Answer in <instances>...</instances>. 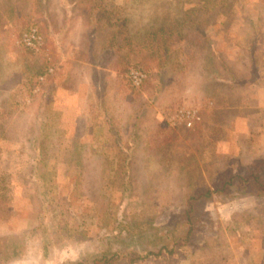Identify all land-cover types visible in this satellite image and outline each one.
Segmentation results:
<instances>
[{
    "label": "rangeland",
    "instance_id": "obj_1",
    "mask_svg": "<svg viewBox=\"0 0 264 264\" xmlns=\"http://www.w3.org/2000/svg\"><path fill=\"white\" fill-rule=\"evenodd\" d=\"M32 26L38 51L18 41ZM27 61L46 66L30 92ZM131 71L143 74L138 84ZM12 95L17 109L0 117V233L28 235L43 214L29 154L37 132L45 161L56 160L50 202L67 211L69 198L91 231L45 254L23 238V257L6 264H75L102 248L93 223L106 228L82 189L92 153L101 155L92 168L105 177L108 220L123 209L154 213L157 225L196 189L264 158V0H0V104ZM179 110L199 119L187 126ZM71 144L80 164L64 161ZM203 207L210 221L181 247L186 257L129 264H264L263 229L243 215L264 216V196L213 194Z\"/></svg>",
    "mask_w": 264,
    "mask_h": 264
},
{
    "label": "trees",
    "instance_id": "obj_2",
    "mask_svg": "<svg viewBox=\"0 0 264 264\" xmlns=\"http://www.w3.org/2000/svg\"><path fill=\"white\" fill-rule=\"evenodd\" d=\"M24 46V45H23ZM26 47V46H24ZM27 48V47H26ZM30 49V48H27ZM23 68L25 76L24 84L27 92H30L36 83L46 80V66H34L28 61ZM41 80V81H40ZM4 104H0V117L11 116L17 109L14 103V97ZM10 107V109H8ZM38 132L29 139L30 156L32 159V175L36 185L34 196H37L42 202V216L38 222L29 228V234L24 232L18 233H0V264H6L23 257L24 244L23 238L30 237L34 241L35 248L48 253L57 246H62L66 242L86 238L89 236L91 229L89 228L88 219L83 217V213L74 212L70 199L66 197L64 211L62 205H52L50 202L53 195L54 176L56 174L55 165L48 163L43 158L42 152L38 146ZM75 144H71L69 150L66 151L64 161L66 165L84 159ZM97 152L85 157L92 164L100 161ZM86 161V160H85ZM90 168L82 174L84 180L83 192L92 202L96 214V220H100L101 224L106 228H102L105 232H97L100 224L96 221L93 227L100 245L99 250L86 251L75 264H129L134 261L144 259L150 255L155 257H164L170 259H181L186 257V252L181 247L187 246L196 237L197 226L202 218H210L204 213L203 202L210 198L213 194L223 196L225 198H236L242 196H264V158L253 162L250 166L242 171H226L213 184V187H205L196 189L185 199L180 212L173 218L168 217L163 222L157 223L154 213L138 215L137 212L130 210H112L115 216L113 221L108 220L110 200L101 196V189L105 183V177L100 169ZM123 192H127L130 188L129 182L131 176L129 171H121L117 174ZM53 178V179H52ZM54 211L55 217L50 218L48 212ZM250 210H243L245 224L249 225L252 220L258 222L263 229L264 235V216L256 217ZM71 212V213H70ZM46 217V219H44ZM58 217V218H57ZM68 220H65L67 219ZM44 219V220H43ZM53 226V228L50 226ZM43 230V231H42ZM174 234L173 239L166 240L162 231ZM36 232V233H35ZM35 233V234H34ZM33 235V236H32ZM204 245V244H203Z\"/></svg>",
    "mask_w": 264,
    "mask_h": 264
},
{
    "label": "built area",
    "instance_id": "obj_3",
    "mask_svg": "<svg viewBox=\"0 0 264 264\" xmlns=\"http://www.w3.org/2000/svg\"><path fill=\"white\" fill-rule=\"evenodd\" d=\"M18 41L27 48L38 51L43 44V37L40 31L32 26L20 32ZM48 71H51V68H48ZM142 76L143 74L137 71L130 72V79L134 84H138ZM179 113L181 117L183 116V123L187 126H190L195 119H199L194 111L179 110Z\"/></svg>",
    "mask_w": 264,
    "mask_h": 264
}]
</instances>
